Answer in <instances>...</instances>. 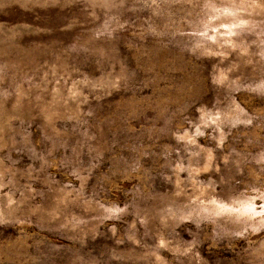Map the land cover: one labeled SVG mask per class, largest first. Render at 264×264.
<instances>
[{
  "label": "rangeland",
  "instance_id": "1",
  "mask_svg": "<svg viewBox=\"0 0 264 264\" xmlns=\"http://www.w3.org/2000/svg\"><path fill=\"white\" fill-rule=\"evenodd\" d=\"M0 264H264V0H0Z\"/></svg>",
  "mask_w": 264,
  "mask_h": 264
}]
</instances>
